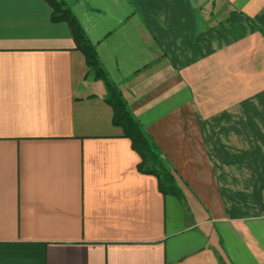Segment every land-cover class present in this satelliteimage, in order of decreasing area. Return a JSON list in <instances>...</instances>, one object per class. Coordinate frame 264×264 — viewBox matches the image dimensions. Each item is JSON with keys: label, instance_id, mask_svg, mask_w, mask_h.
<instances>
[{"label": "crops", "instance_id": "1", "mask_svg": "<svg viewBox=\"0 0 264 264\" xmlns=\"http://www.w3.org/2000/svg\"><path fill=\"white\" fill-rule=\"evenodd\" d=\"M61 1L182 197L68 24L0 0V264H264V0Z\"/></svg>", "mask_w": 264, "mask_h": 264}, {"label": "trees", "instance_id": "2", "mask_svg": "<svg viewBox=\"0 0 264 264\" xmlns=\"http://www.w3.org/2000/svg\"><path fill=\"white\" fill-rule=\"evenodd\" d=\"M45 1L52 8V22L56 24L66 23L70 27L77 50L86 60L89 75L93 76L95 81H101L105 84L108 90L106 101L114 111V124L123 129L125 137L132 142L134 151L142 159L139 170L158 179L162 194L181 198L182 192L177 185L176 178L166 168L159 148L146 135L139 122L134 119L120 91L110 83L94 46L87 39L70 8L61 0Z\"/></svg>", "mask_w": 264, "mask_h": 264}]
</instances>
